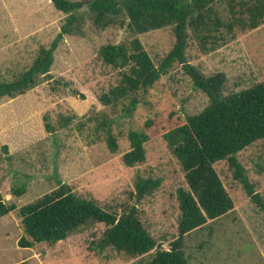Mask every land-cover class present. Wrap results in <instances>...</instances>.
Masks as SVG:
<instances>
[{"label":"rangeland","instance_id":"1","mask_svg":"<svg viewBox=\"0 0 264 264\" xmlns=\"http://www.w3.org/2000/svg\"><path fill=\"white\" fill-rule=\"evenodd\" d=\"M215 9L221 18L230 17L226 3ZM66 16L50 0H0V80L10 82L27 71L39 49L49 47ZM77 17L74 33L65 36L54 52L49 78L40 76L37 85L21 96L0 99V193L6 204L16 207L0 218V264H150L155 251L131 258L111 248L100 249L106 227L98 222L79 227L54 245L19 248L23 230L18 209L62 185L117 216L134 207L136 217L159 248L177 238L180 212L176 192L187 185L162 136L185 123L186 116L199 114L208 99L193 88L182 68L174 65L146 96L139 97L133 111L128 112L127 101L102 105L98 97L119 78L101 62L98 53L102 46L137 37L157 65L172 48L174 36L171 27L135 35L128 29L124 32L120 23L99 28L87 6ZM241 26L237 24L231 34L222 29L224 40L215 46L210 42L202 46L188 30V62L205 77L224 74V96L264 82V18L252 30ZM66 119L69 122L62 126ZM46 123L51 132L45 130ZM107 130L117 141L114 154L107 148ZM131 131L145 133L148 141L144 144L145 162L127 168L121 158L130 149L127 134ZM237 158L264 201V140ZM213 167L233 209L184 237L188 264H264V211L233 179L226 161ZM136 175L158 178L161 185L152 195L137 199ZM20 187L25 192L14 196L13 189Z\"/></svg>","mask_w":264,"mask_h":264},{"label":"trees","instance_id":"2","mask_svg":"<svg viewBox=\"0 0 264 264\" xmlns=\"http://www.w3.org/2000/svg\"><path fill=\"white\" fill-rule=\"evenodd\" d=\"M50 1L57 11L67 15L59 32L48 48L39 49L27 71L10 82L0 80V99H14L33 89L40 76L49 78L54 52L65 36L74 33L77 14L87 6L93 23L99 28L117 23L125 26L128 21L127 29L133 35L171 27L174 36L172 48L157 65L137 37L116 45L102 46L98 53L101 62L116 71L119 77L115 86L98 97L102 105L116 106L127 101L128 112L133 111L139 104V97L146 96L174 65L182 68L195 90L205 94L208 104L199 114L186 116L185 123L162 136L168 150L177 159L187 185V189H177L180 212L177 238L166 247H158L136 217L134 207L128 213L117 216L103 210L93 200L77 197L62 185L18 209L23 230V236L17 242L19 248L30 249L40 243L54 245L66 240L79 227L98 222L106 227L99 241L100 249L111 248L131 258L155 251L150 264H188L183 251L184 237L233 209V201L213 167L220 161L228 163L233 179L241 185L250 201L264 211V201L255 192L237 158L240 152L264 140V82L224 96V74L205 77L188 62L186 56L189 29L202 46L208 42L215 46L224 40L222 29L231 34L239 23L241 28L252 30L257 27L264 18V0ZM221 3L227 4L230 15L227 19L221 18L215 9ZM245 15L248 16L247 21H244ZM67 122L69 119L62 126H66ZM45 130H52L48 123ZM127 139L130 149L122 155V163L127 168L143 164L147 135L131 131ZM106 144L110 153L117 152V141L110 130L106 131ZM160 185L158 178L136 175L135 197L142 199L150 196ZM24 192V187H20L13 189L12 194L19 197ZM14 210L16 207L6 204L0 193V218Z\"/></svg>","mask_w":264,"mask_h":264},{"label":"water","instance_id":"3","mask_svg":"<svg viewBox=\"0 0 264 264\" xmlns=\"http://www.w3.org/2000/svg\"><path fill=\"white\" fill-rule=\"evenodd\" d=\"M128 27V21L126 22L125 28H124V32L127 30Z\"/></svg>","mask_w":264,"mask_h":264}]
</instances>
